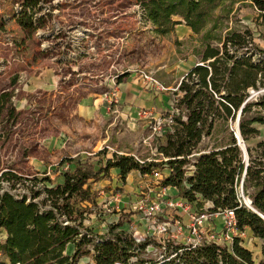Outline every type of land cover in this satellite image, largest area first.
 I'll return each mask as SVG.
<instances>
[{"label":"rangeland","instance_id":"374dc122","mask_svg":"<svg viewBox=\"0 0 264 264\" xmlns=\"http://www.w3.org/2000/svg\"><path fill=\"white\" fill-rule=\"evenodd\" d=\"M237 8L230 26L250 29L254 51L264 50V17L250 3ZM190 30L181 24L170 35L155 34L135 0H0V176L12 172L21 178L14 190V179L3 181V186L21 195L59 185L62 161L70 167L87 162L98 169L115 154L135 161L161 159L158 148L165 142L160 140L166 138L167 126L161 125V134L153 127L178 108L184 95L181 82L186 78L191 83L188 73L201 64L196 55L199 38ZM142 72L158 84H149ZM135 75L163 96V104L156 112L142 109L138 120L129 121L119 114L118 93L120 84ZM103 94L111 107L106 118L97 108ZM237 118L228 124L217 121L201 147H215L219 137L226 145ZM256 126L258 136L238 143L245 161L247 149L264 139V126ZM113 170L91 184L97 202L79 206L86 211L85 227L96 232L131 216H118L114 206L116 192L130 193H124L123 185L116 188L124 181ZM44 196L41 193L40 199ZM4 237L1 233L0 242ZM242 245L254 264H264V239L247 234ZM88 259L94 262L93 254L82 258V264ZM0 262H7L2 254Z\"/></svg>","mask_w":264,"mask_h":264},{"label":"trees","instance_id":"16d2710c","mask_svg":"<svg viewBox=\"0 0 264 264\" xmlns=\"http://www.w3.org/2000/svg\"><path fill=\"white\" fill-rule=\"evenodd\" d=\"M135 1L155 34L170 35L178 25L185 24L200 44L196 55L201 64L188 73L191 83L185 78L179 86L184 95L177 107L185 110L186 118L173 116V131H167L165 142L158 148L159 155L169 158L171 169L164 186L176 187L190 202L201 199L198 208L211 202V212L233 210L241 231L249 230L254 237L264 239V139L247 149L245 161L232 130L227 144L217 138L215 147L197 157L195 170L187 175V157L201 151L204 137L213 135L217 121L228 124L242 109L240 133L244 142L260 134L256 125L264 126V93L249 99L248 92L264 89V50L254 51L250 29L230 26L237 6L245 3L264 17V0ZM3 108L0 95V113ZM64 163L60 164L63 183L43 186L32 194L15 195L3 186V181L14 179V190L16 181L21 180L12 172L0 176V231L6 233L0 242V254L7 259L0 264H82V258L91 255L90 248L94 264H132L134 256L138 258L135 264H254L252 253L239 238L230 247L212 242L196 247L170 244L164 259L157 261L144 255L147 243L136 245L130 235L117 231L122 223L110 226L109 237H99L85 227L86 211L79 210L80 205L97 202L91 184L107 177L112 169H119V177L125 181L133 170L146 175L162 164H141L131 156L116 154L98 169L86 162L65 171ZM241 187L254 210L241 200ZM41 193L45 195L43 200ZM69 244L75 246L72 255L66 254Z\"/></svg>","mask_w":264,"mask_h":264},{"label":"built area","instance_id":"2783aa9c","mask_svg":"<svg viewBox=\"0 0 264 264\" xmlns=\"http://www.w3.org/2000/svg\"><path fill=\"white\" fill-rule=\"evenodd\" d=\"M143 79L149 84H158V82L149 76L147 73L142 72ZM114 96L116 93L113 94ZM259 95V94H258ZM255 95V96H258ZM253 96V97H255ZM183 115L185 117V110L176 109L172 111V115L168 120L158 122L153 130L156 134H161V125L168 130L173 131V116ZM240 144V140L238 139ZM210 148H201L200 152L194 153L187 158L190 160L188 165L187 175L195 170L196 158L202 154L209 153ZM161 159L148 160L147 162L161 163L162 165L152 173L142 175L143 182L135 191L133 198L127 200L120 192L113 195L114 206L120 216L122 212L131 214L130 219L125 222L130 225L129 228L118 227L117 231H124L130 235L136 245H145L144 255L148 258L156 259L157 261L163 260L170 244H184L186 246L192 245L193 247L201 245L203 242H212L221 246L230 247L235 238L243 240L246 236V231H241L237 225V218L233 210H219L211 212L213 207L211 202H204L202 208L197 207L198 199L196 202H190L180 195L176 187H165L163 181L171 174L167 161L169 158L161 155ZM181 158V157H179ZM139 163L144 164L145 161L138 160ZM70 166L66 165L65 171H69ZM185 185L188 187L187 183ZM121 188L120 186L118 189ZM175 190V194L171 191ZM240 198L245 203V196L240 192ZM127 200V201H126ZM123 204L124 206H121ZM186 218V220H185ZM120 219H117L116 224ZM215 220L222 222V229L215 231L211 229L209 224L215 223ZM65 224H69L68 221ZM113 223L103 226L102 229L96 232L99 237H109V229ZM92 229V228H90ZM185 233H187L185 235ZM96 239H99L96 237ZM91 254H94L92 248ZM88 264H94L93 261L88 259ZM132 264L138 262L137 257L130 259Z\"/></svg>","mask_w":264,"mask_h":264},{"label":"crops","instance_id":"0c3cea01","mask_svg":"<svg viewBox=\"0 0 264 264\" xmlns=\"http://www.w3.org/2000/svg\"><path fill=\"white\" fill-rule=\"evenodd\" d=\"M190 30V28H188ZM191 31V30H190ZM119 95H118V102L121 107V112L119 113L120 116H122L124 119H129V121H135L138 120L140 111L142 109H148L152 111L160 110L162 107V98L163 96H160L159 93H156L155 91L151 90L147 84L143 82V80L138 79L137 76H130L127 78L126 82H123L119 86ZM156 93V95L154 94ZM107 95H99L97 99V108L99 111V115L101 117H109V113L111 112L110 105L107 106V101L105 99ZM111 100V97H109ZM113 108V107H112ZM114 108H119V106H114ZM165 139H161V141H164ZM76 167L71 166V170ZM113 171H117L116 175H119V169H114ZM120 178V177H119ZM142 175L138 170H133L131 173L128 174L126 177V180L122 182L121 184H117L116 188L119 186L121 187L123 185V188L125 189L124 193H130V195H124L123 197L127 198V200H130L133 198L135 191L137 187L141 186V181L143 182ZM137 181V184L135 182ZM140 181V182H139ZM117 182V180H116ZM96 185V183L94 184ZM127 191V192H126ZM130 191V192H129ZM132 191V192H131ZM176 191L172 190L171 194H175ZM126 200V201H127ZM121 206H124L121 204ZM126 214V212H124ZM131 217V216H130ZM130 219V218H129ZM186 220V218H185ZM215 223H210L209 226L211 229H214L216 232L220 231L222 229V222L219 220H215ZM125 229L129 228L130 225H128L126 222L122 223V226ZM100 230V229H98ZM1 233H5L4 230L0 231ZM252 235V232L249 230H246V235ZM6 238V233L4 240ZM75 252V246L73 244L67 245L66 248V254L72 255Z\"/></svg>","mask_w":264,"mask_h":264},{"label":"water","instance_id":"95a60500","mask_svg":"<svg viewBox=\"0 0 264 264\" xmlns=\"http://www.w3.org/2000/svg\"><path fill=\"white\" fill-rule=\"evenodd\" d=\"M197 65H199V64H197ZM196 65V66H197ZM261 93H264V89L263 90H261L260 92H255L254 90H251L250 91V94L252 95V96H255V95H258V94H261ZM243 108V107H242ZM241 114H242V109L240 110V112H239V114H238V118H237V125H236V131H234V133H235V137L237 138V139H239L240 140V142H242V137H241V133H240V118H241ZM245 154H246V150H245ZM246 156V155H245ZM246 160L248 161V159H247V156H246ZM247 166H248V164H247ZM241 194H244V191H243V187H241ZM245 204L249 207V208H252L253 209V207H252V201L250 200V199H245ZM254 210V209H253ZM264 218V217H263Z\"/></svg>","mask_w":264,"mask_h":264}]
</instances>
